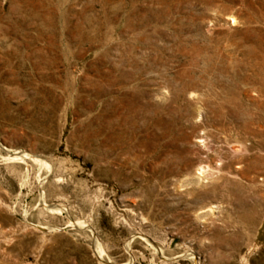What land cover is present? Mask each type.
<instances>
[{
    "label": "rangeland",
    "instance_id": "obj_1",
    "mask_svg": "<svg viewBox=\"0 0 264 264\" xmlns=\"http://www.w3.org/2000/svg\"><path fill=\"white\" fill-rule=\"evenodd\" d=\"M0 264H264V0H0Z\"/></svg>",
    "mask_w": 264,
    "mask_h": 264
}]
</instances>
